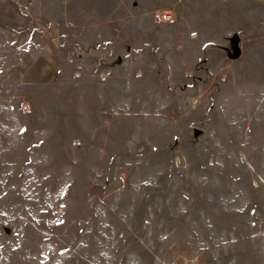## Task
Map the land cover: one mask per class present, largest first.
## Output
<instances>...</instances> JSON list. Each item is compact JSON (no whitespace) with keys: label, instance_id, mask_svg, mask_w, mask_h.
<instances>
[{"label":"rangeland","instance_id":"374dc122","mask_svg":"<svg viewBox=\"0 0 264 264\" xmlns=\"http://www.w3.org/2000/svg\"><path fill=\"white\" fill-rule=\"evenodd\" d=\"M175 250L264 264V0H0V264Z\"/></svg>","mask_w":264,"mask_h":264},{"label":"crops","instance_id":"0c3cea01","mask_svg":"<svg viewBox=\"0 0 264 264\" xmlns=\"http://www.w3.org/2000/svg\"><path fill=\"white\" fill-rule=\"evenodd\" d=\"M197 251H190L188 253H185L184 251L175 250L173 253L174 264H203L201 263V258L199 256V252L201 251Z\"/></svg>","mask_w":264,"mask_h":264},{"label":"built area","instance_id":"2783aa9c","mask_svg":"<svg viewBox=\"0 0 264 264\" xmlns=\"http://www.w3.org/2000/svg\"><path fill=\"white\" fill-rule=\"evenodd\" d=\"M157 15L162 21H171L174 18L175 13L172 10H160L157 11Z\"/></svg>","mask_w":264,"mask_h":264},{"label":"water","instance_id":"95a60500","mask_svg":"<svg viewBox=\"0 0 264 264\" xmlns=\"http://www.w3.org/2000/svg\"><path fill=\"white\" fill-rule=\"evenodd\" d=\"M237 37H238V35H235V36H233V38H232V41H233V43H234L235 46H236V44H237ZM195 133H196V134L200 133V130L196 128V129H195Z\"/></svg>","mask_w":264,"mask_h":264}]
</instances>
